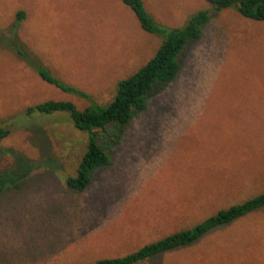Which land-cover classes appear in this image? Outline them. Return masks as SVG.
Masks as SVG:
<instances>
[{"label": "rangeland", "instance_id": "obj_1", "mask_svg": "<svg viewBox=\"0 0 264 264\" xmlns=\"http://www.w3.org/2000/svg\"><path fill=\"white\" fill-rule=\"evenodd\" d=\"M143 2L171 28L208 7ZM14 26L58 79L99 104L161 42L121 0H0V124L10 132L0 145V264L118 258L264 191V22L215 13L181 54L176 78L100 138L110 163L82 192L66 179L85 135L65 114L24 112L48 100L88 102L44 83L6 47ZM16 154L32 164L14 165ZM137 264H264V207Z\"/></svg>", "mask_w": 264, "mask_h": 264}, {"label": "trees", "instance_id": "obj_2", "mask_svg": "<svg viewBox=\"0 0 264 264\" xmlns=\"http://www.w3.org/2000/svg\"><path fill=\"white\" fill-rule=\"evenodd\" d=\"M121 2L134 15L141 30L160 37L161 42L144 65L117 82L113 98L104 104L92 101L85 92L58 79L19 40L17 26H14L9 32L10 35L3 40L6 47L44 83L88 102L84 109H79L69 101L48 100L30 106L24 112V116L31 119L65 114L72 126L85 135L84 151L76 165L75 173L66 179V185L76 192L84 191L90 183L91 174L110 163L108 153L99 142L100 138L112 127H126L136 114L146 110L148 98L152 93L157 89L161 90L176 78L181 68V54L191 43L201 38L204 27L215 13L233 10L242 18L264 22V0H206L207 8L193 13L183 26L177 28L166 27L154 20L146 10L143 0ZM22 18L23 13H19L17 22ZM9 133V130L0 124V145ZM17 163L32 164L16 154L14 165ZM263 207L264 191L239 204L221 209L192 227L169 234L124 256L81 264H137L162 253L191 245L211 230L228 225Z\"/></svg>", "mask_w": 264, "mask_h": 264}]
</instances>
